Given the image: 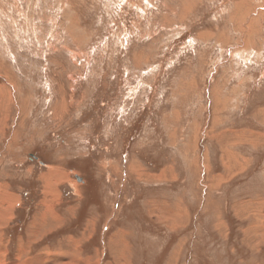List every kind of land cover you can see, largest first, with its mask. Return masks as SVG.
I'll use <instances>...</instances> for the list:
<instances>
[{
  "label": "rangeland",
  "instance_id": "obj_1",
  "mask_svg": "<svg viewBox=\"0 0 264 264\" xmlns=\"http://www.w3.org/2000/svg\"><path fill=\"white\" fill-rule=\"evenodd\" d=\"M0 264H264V0H0Z\"/></svg>",
  "mask_w": 264,
  "mask_h": 264
},
{
  "label": "water",
  "instance_id": "obj_2",
  "mask_svg": "<svg viewBox=\"0 0 264 264\" xmlns=\"http://www.w3.org/2000/svg\"><path fill=\"white\" fill-rule=\"evenodd\" d=\"M79 180V179H78Z\"/></svg>",
  "mask_w": 264,
  "mask_h": 264
}]
</instances>
